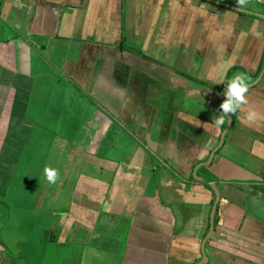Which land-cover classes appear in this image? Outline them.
Returning a JSON list of instances; mask_svg holds the SVG:
<instances>
[{
    "label": "crops",
    "instance_id": "obj_1",
    "mask_svg": "<svg viewBox=\"0 0 264 264\" xmlns=\"http://www.w3.org/2000/svg\"><path fill=\"white\" fill-rule=\"evenodd\" d=\"M246 11L0 0V264H197L206 241L209 264H264V76L213 123L236 73L264 74V2ZM30 143L20 186L45 187L6 212Z\"/></svg>",
    "mask_w": 264,
    "mask_h": 264
},
{
    "label": "clouds",
    "instance_id": "obj_2",
    "mask_svg": "<svg viewBox=\"0 0 264 264\" xmlns=\"http://www.w3.org/2000/svg\"><path fill=\"white\" fill-rule=\"evenodd\" d=\"M264 2V0H261ZM249 0H236L237 10L246 11ZM259 35V33H257ZM249 81L250 78L245 73H236L233 78L228 82L226 88L224 89V96L226 99L220 104V114L213 118V123L216 126H221L225 124L226 118L227 122L230 123L231 115L235 114L242 106L248 104L246 94L249 91ZM256 116L255 112H249L246 119L252 121ZM44 174L47 181L50 184H55L59 179V172L57 169L51 167H45Z\"/></svg>",
    "mask_w": 264,
    "mask_h": 264
},
{
    "label": "rangeland",
    "instance_id": "obj_3",
    "mask_svg": "<svg viewBox=\"0 0 264 264\" xmlns=\"http://www.w3.org/2000/svg\"><path fill=\"white\" fill-rule=\"evenodd\" d=\"M57 107V105H55V108ZM63 107V105H62ZM43 122H41V125H42ZM33 144L30 143V146L29 148L27 149V151L24 150V153L22 154V159H21V164L19 165H16V169H15V173H14V190L17 192L15 195H9V199H6L5 202H4V205H5V208H4V211L6 212H12L13 210V207H12V204H13V198L14 196H16L18 194V201L21 200V204H23L24 202H26L27 198L30 196L28 195V193H31V198L32 196L36 193V191L39 189V190H42L44 189L45 186L39 184V186H37L34 182V184H31V183H28L27 185H25L26 187H21V181H24L22 178L23 177V174L26 172V169H24V166H25V162L27 160H32V156H33ZM23 162V163H22ZM34 179V177H33ZM36 181V179H35ZM19 189V190H18ZM20 193H23V195H21ZM25 196V197H24ZM26 199V200H25ZM29 203L28 202V206H29ZM27 206V208H28ZM15 208V207H14ZM9 210V211H8ZM30 212L27 213V217L25 218L28 223L25 221V225H28L30 224L29 222H31V220H35V217H31L30 216ZM6 218V217H5ZM18 219V217H16ZM8 223H10L11 225L14 224L13 221L10 220V218H8ZM4 244V243H3ZM5 245V244H4ZM10 252V251H9Z\"/></svg>",
    "mask_w": 264,
    "mask_h": 264
},
{
    "label": "water",
    "instance_id": "obj_4",
    "mask_svg": "<svg viewBox=\"0 0 264 264\" xmlns=\"http://www.w3.org/2000/svg\"><path fill=\"white\" fill-rule=\"evenodd\" d=\"M210 1H212V2H216V3H219V4H223V5H225V6H229V5H227V4L220 3V2H217V1H215V0H210ZM229 7H231V6H229ZM233 8H235V7H233ZM235 9L237 10V8H235ZM238 11H239V10H238ZM241 12L250 13L249 11H241ZM254 14L264 19V15L259 14V13H254ZM263 76H264V74H262V75L260 76V78H259L258 80H256L254 83L249 84V88H252V87L256 86V85L262 80ZM225 99H226V97H225ZM230 120H231V122H232V118H231V117H230ZM231 122L229 123L228 127L231 126ZM222 145H223V140L221 141L220 146H219L218 148H216V151H214V152L212 153V155H211V157H210V160H209L207 163H203L202 166H206V165L210 164V163L213 161V159H214V157H215L217 151L219 150V148H220ZM197 171H198V170H197V168H196V170H195V175H194V176L196 177V179H197V180L204 181L202 178H199V177L197 176ZM206 182H209V183L211 184V187L213 188V190L215 191V193H216V195H217V201H218V200H219V196H220V191H219L218 185H217L216 183H214V182H210V181H206ZM213 230H214V217L212 216V227H211V232H212ZM206 243H207V241L204 243V246H203V248H202L203 259H202L199 263H197V264H209L210 256L208 255V252H207V250H206Z\"/></svg>",
    "mask_w": 264,
    "mask_h": 264
},
{
    "label": "flooded vegetation",
    "instance_id": "obj_5",
    "mask_svg": "<svg viewBox=\"0 0 264 264\" xmlns=\"http://www.w3.org/2000/svg\"><path fill=\"white\" fill-rule=\"evenodd\" d=\"M209 1H210V0H209ZM215 1H217V0H215ZM211 2H212V1H211ZM217 2L227 4V5L231 6V7H229V6H225V5H223V4H220V5H223V6H225V7L231 8V9H235V8H237V7H235V6H233V5L229 4V3H225V2H221V1H217ZM213 3H216V2H213ZM217 4H219V3H217ZM233 7H235V8H233ZM235 10H236V9H235ZM237 11H238V10H237ZM239 12H241V11H239ZM259 14H260V13H259ZM262 15H263V14H262Z\"/></svg>",
    "mask_w": 264,
    "mask_h": 264
}]
</instances>
